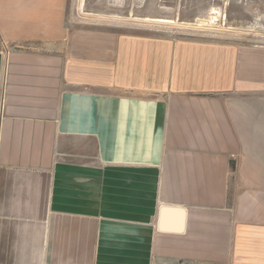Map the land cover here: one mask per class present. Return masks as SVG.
I'll return each instance as SVG.
<instances>
[{"label": "crops", "instance_id": "0c3cea01", "mask_svg": "<svg viewBox=\"0 0 264 264\" xmlns=\"http://www.w3.org/2000/svg\"><path fill=\"white\" fill-rule=\"evenodd\" d=\"M66 7L0 0V264H264V49Z\"/></svg>", "mask_w": 264, "mask_h": 264}, {"label": "rangeland", "instance_id": "374dc122", "mask_svg": "<svg viewBox=\"0 0 264 264\" xmlns=\"http://www.w3.org/2000/svg\"><path fill=\"white\" fill-rule=\"evenodd\" d=\"M66 41L78 34L212 38L264 49V0H67Z\"/></svg>", "mask_w": 264, "mask_h": 264}]
</instances>
